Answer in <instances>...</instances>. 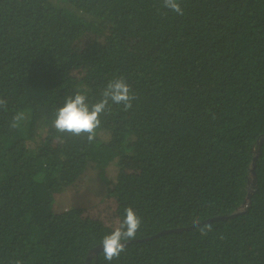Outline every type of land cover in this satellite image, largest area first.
I'll return each instance as SVG.
<instances>
[{"label":"trees","instance_id":"16d2710c","mask_svg":"<svg viewBox=\"0 0 264 264\" xmlns=\"http://www.w3.org/2000/svg\"><path fill=\"white\" fill-rule=\"evenodd\" d=\"M179 3L0 0V264H86L112 227L52 205L92 173L117 220L141 218L110 264H264V143L249 204L229 215L264 136V0ZM114 75L136 98L111 104L91 142L52 127L65 96L99 99Z\"/></svg>","mask_w":264,"mask_h":264},{"label":"clouds","instance_id":"9594fccd","mask_svg":"<svg viewBox=\"0 0 264 264\" xmlns=\"http://www.w3.org/2000/svg\"><path fill=\"white\" fill-rule=\"evenodd\" d=\"M162 6L178 15H183L179 0H162ZM130 86L123 75H114L101 89L99 99L92 100L86 91L77 88L73 94L63 98L61 106L55 109L52 127L59 133H68L73 136H84L91 142L96 135V130L101 125V116L111 112V104L123 105L127 111L132 107L135 99ZM7 101L0 98V108H6ZM22 117L16 116L11 123L17 126V121ZM201 236L212 231L210 223L199 224V217L193 220ZM141 226V218L132 207L124 209V216L116 222L110 233L105 234L100 242V248L105 261L110 262L119 258L125 251L127 242L134 239ZM16 264H21L18 260Z\"/></svg>","mask_w":264,"mask_h":264},{"label":"rangeland","instance_id":"374dc122","mask_svg":"<svg viewBox=\"0 0 264 264\" xmlns=\"http://www.w3.org/2000/svg\"><path fill=\"white\" fill-rule=\"evenodd\" d=\"M125 166L132 167L133 164L131 165V161L128 160ZM107 171L108 175L112 177L117 173L116 168H109ZM88 176L86 180L87 190L84 192H76L77 187H74V189L66 187L64 190L56 192L52 209L53 211L73 209L82 215L96 218L113 228L118 221L114 214V197L105 194L104 188L96 182L93 173Z\"/></svg>","mask_w":264,"mask_h":264},{"label":"water","instance_id":"95a60500","mask_svg":"<svg viewBox=\"0 0 264 264\" xmlns=\"http://www.w3.org/2000/svg\"><path fill=\"white\" fill-rule=\"evenodd\" d=\"M264 143V136H261L260 138H258L257 140V146L255 148L252 149V152H253V156H252V160H251V164H250V167L248 168L249 170V176H250V185L248 186L247 188V194H246V197H245V200L244 202L240 205L239 209L237 211H235L234 213L232 214H229V215H235L236 213H240L242 212L246 207L247 205L249 204V201H250V195H251V192L253 191V186H255V183H256V175H255V172H254V162H255V159L257 157V155L259 154V147ZM228 215H218V216H215L213 218H210V219H206L204 222H209L211 220H214V219H217V218H225L227 217ZM203 223V222H202ZM180 229H171V230H163L161 231L160 233H158L157 235H160L162 233H165V232H174V231H179ZM150 238V237H148ZM101 251V248H100V245H97L93 248L90 249L88 255H87V259H86V264H89V260L91 259L92 255H95Z\"/></svg>","mask_w":264,"mask_h":264}]
</instances>
